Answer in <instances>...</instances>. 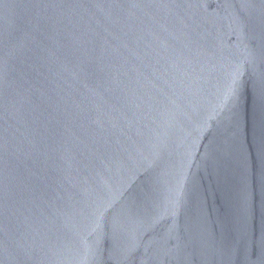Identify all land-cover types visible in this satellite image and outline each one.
Wrapping results in <instances>:
<instances>
[{
  "label": "water",
  "instance_id": "water-1",
  "mask_svg": "<svg viewBox=\"0 0 264 264\" xmlns=\"http://www.w3.org/2000/svg\"><path fill=\"white\" fill-rule=\"evenodd\" d=\"M0 264H264V0H0Z\"/></svg>",
  "mask_w": 264,
  "mask_h": 264
}]
</instances>
